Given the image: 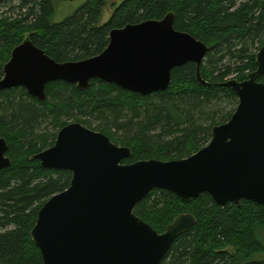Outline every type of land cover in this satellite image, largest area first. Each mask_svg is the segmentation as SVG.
<instances>
[{
  "label": "trees",
  "instance_id": "trees-1",
  "mask_svg": "<svg viewBox=\"0 0 264 264\" xmlns=\"http://www.w3.org/2000/svg\"><path fill=\"white\" fill-rule=\"evenodd\" d=\"M110 0H88L75 15L54 23V0H0V81L13 50L30 38L59 63L102 54L110 33L128 25L176 16L175 29L209 47L201 66L176 68L165 92L144 97L100 80L82 91L56 81L47 101L25 89L0 92V138L9 144L11 167L0 171V264H44L31 232L39 210L72 181L67 170H48L34 157L55 145L69 121L103 133L132 150L124 164L187 158L210 143L212 130L231 119L239 104L225 86L243 82L257 70L264 46V0H124L111 19L101 20ZM259 82L264 83V77ZM224 105L233 106L227 112ZM135 214L164 233L176 217L192 214L197 224L180 236L162 264H264V207L242 201L219 206L209 194L183 203L175 194L155 190Z\"/></svg>",
  "mask_w": 264,
  "mask_h": 264
},
{
  "label": "water",
  "instance_id": "water-1",
  "mask_svg": "<svg viewBox=\"0 0 264 264\" xmlns=\"http://www.w3.org/2000/svg\"><path fill=\"white\" fill-rule=\"evenodd\" d=\"M176 16L150 20L110 33L100 55L59 63L30 38L17 46L4 66L0 92L23 88L47 101V85L64 81L79 90L93 80L116 85L144 97L167 91L176 68L201 66L209 47L175 29ZM257 70L244 82L229 80L239 98L231 119L212 130L211 142L179 160L123 162L132 157L103 133L80 123L62 128L54 146L37 154L48 170L72 173L70 187L39 210L31 232L44 264H162L176 240L197 224L192 214L176 217L164 233L138 217L137 204L155 190L190 203L209 194L219 206L250 201L264 207V46ZM9 144L0 138V171L12 165Z\"/></svg>",
  "mask_w": 264,
  "mask_h": 264
},
{
  "label": "rangeland",
  "instance_id": "rangeland-1",
  "mask_svg": "<svg viewBox=\"0 0 264 264\" xmlns=\"http://www.w3.org/2000/svg\"><path fill=\"white\" fill-rule=\"evenodd\" d=\"M87 2H88V0H54L55 14L53 16V22L54 23L64 22L68 18L75 15L77 13V11ZM123 2H124V0H110L109 1L108 6L106 7L105 12L103 14V18L101 20V25H104L107 22H109V20L111 19L112 14L114 13L116 7L120 6ZM4 11H7V9L3 8L2 11H0V13H2ZM232 79H234V78H232ZM237 107H236V110H237ZM223 108H227V112H229L232 110L233 106L231 107L230 105H224ZM72 123H75V122H73L72 120L69 121V124H72ZM117 145L120 147H123L122 144L118 143ZM256 259H263L264 260V254L262 256L256 257Z\"/></svg>",
  "mask_w": 264,
  "mask_h": 264
},
{
  "label": "flooded vegetation",
  "instance_id": "flooded-vegetation-1",
  "mask_svg": "<svg viewBox=\"0 0 264 264\" xmlns=\"http://www.w3.org/2000/svg\"><path fill=\"white\" fill-rule=\"evenodd\" d=\"M247 78H248V77H247ZM230 80H232V79H230ZM235 80H237V79H235ZM246 80H247V79H246ZM246 80H245V81H246ZM237 81H238V80H237ZM243 82H244V81H243Z\"/></svg>",
  "mask_w": 264,
  "mask_h": 264
}]
</instances>
